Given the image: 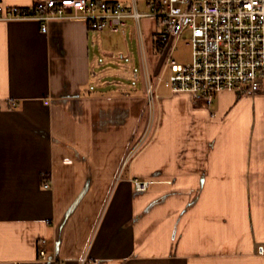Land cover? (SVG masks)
<instances>
[{
	"label": "crops",
	"instance_id": "0c3cea01",
	"mask_svg": "<svg viewBox=\"0 0 264 264\" xmlns=\"http://www.w3.org/2000/svg\"><path fill=\"white\" fill-rule=\"evenodd\" d=\"M149 23L155 59L143 56L142 72L154 74ZM111 32L0 20V264H54L40 247L64 264L82 253L92 264H264V122L240 144L205 123V103L159 84L150 136L129 153L146 100ZM219 94L210 118L237 99ZM133 176L155 181L136 192Z\"/></svg>",
	"mask_w": 264,
	"mask_h": 264
},
{
	"label": "built area",
	"instance_id": "2783aa9c",
	"mask_svg": "<svg viewBox=\"0 0 264 264\" xmlns=\"http://www.w3.org/2000/svg\"><path fill=\"white\" fill-rule=\"evenodd\" d=\"M145 7L141 12L134 1L125 4L120 0H36L29 6L0 4V20L37 19L43 31L54 19H80L93 29L112 32L122 30L126 18L135 19L138 28L139 19L145 16L160 24L155 38L162 47V63L154 74L143 69L149 118L129 153L150 136L159 84L171 92H188L207 105L223 90L237 97L264 94V0H146ZM180 42L190 48L185 61L173 56ZM154 181L131 178L136 192L146 191ZM48 185L46 181L44 186ZM256 249L264 255V243ZM39 255L64 264L46 257L43 247ZM77 259L79 264H92L85 253Z\"/></svg>",
	"mask_w": 264,
	"mask_h": 264
},
{
	"label": "rangeland",
	"instance_id": "374dc122",
	"mask_svg": "<svg viewBox=\"0 0 264 264\" xmlns=\"http://www.w3.org/2000/svg\"><path fill=\"white\" fill-rule=\"evenodd\" d=\"M139 9L145 10L141 5L139 6ZM148 22H150L149 24L152 31H157L159 29L160 24L156 22L154 18L145 16L139 19L140 32L136 27L137 25L135 24V19L126 18L127 25L125 27L124 33H106L108 42L114 46V49L109 50L115 51L117 56L116 58L125 61L126 64H130L131 68L134 69L136 75L133 81L131 80V82L136 87L140 89L142 88L143 94L145 95V100L146 91L145 84L143 82L144 80L141 60L144 58L143 56H145V60L147 62L155 59V53L152 48V34L149 35V38L145 35V27L147 26ZM189 53L190 48L180 42L178 47L174 50L173 56L181 61H185L189 57ZM158 93H160L159 90ZM219 95L220 94L217 93L214 96L212 104H206V106L203 105L202 109L205 111L206 115L205 123H212L214 124V127H218L223 123V130L236 132L235 136L239 138L240 144L245 143L247 141L246 139L250 138V134L252 135V132L257 133L261 123L264 122V94L242 95L238 99H236L232 94V97L227 99V96H230L228 94L226 95V100H222L226 102V108L219 110L216 117L210 118L208 117L209 109L218 110L219 108ZM148 116V108L146 107L145 114H143L142 117L141 133L147 125L149 118ZM216 131L217 130L215 129L214 132Z\"/></svg>",
	"mask_w": 264,
	"mask_h": 264
},
{
	"label": "trees",
	"instance_id": "16d2710c",
	"mask_svg": "<svg viewBox=\"0 0 264 264\" xmlns=\"http://www.w3.org/2000/svg\"><path fill=\"white\" fill-rule=\"evenodd\" d=\"M154 50L156 52H161L162 51V47L158 44L156 38H155V33H154V44H153ZM239 97H237L238 99Z\"/></svg>",
	"mask_w": 264,
	"mask_h": 264
}]
</instances>
